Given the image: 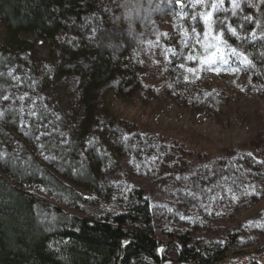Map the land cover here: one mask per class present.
<instances>
[{
  "label": "trees",
  "instance_id": "16d2710c",
  "mask_svg": "<svg viewBox=\"0 0 264 264\" xmlns=\"http://www.w3.org/2000/svg\"><path fill=\"white\" fill-rule=\"evenodd\" d=\"M113 1L0 0V95L9 100L0 101V264H221L240 240L239 233L227 230L219 244L197 248L193 212L184 221L189 224L182 220L184 225L177 228L175 221L163 227V237L169 240L164 246L148 192L139 183L114 177L124 169L148 178L190 207L197 188L193 180L218 177L216 194L206 197L203 210L214 198L222 204H247L251 199L240 191L246 185L257 188L264 180V148L254 146L261 152L259 160L253 156L260 167L256 180L241 176L246 164L236 153L198 160L186 169V163L178 164L172 142L116 114L108 92L130 100L143 88L141 62L147 57L142 46L147 39L150 47L160 44L163 58L178 75H163L165 83L147 91L204 106L213 96L197 90L184 70V65L200 68L198 61L186 57L202 53L190 27L205 31L202 20L191 19L205 9L188 7V0H183V13L175 0H163L161 6L148 3L171 18L173 31L160 32L153 23L148 26L142 14L137 16V7L146 8L150 0ZM224 8L219 19L236 28L241 39L224 29L228 62L213 69L238 72L244 83L264 94V3L241 0L236 15L230 0ZM147 29L152 32L142 38ZM231 48L243 52L251 66L232 57ZM46 90L57 94L40 98ZM183 187L178 197L175 192ZM95 201L111 209L84 210ZM172 248L175 257L168 259L165 252ZM246 264L259 262L250 257Z\"/></svg>",
  "mask_w": 264,
  "mask_h": 264
},
{
  "label": "rangeland",
  "instance_id": "374dc122",
  "mask_svg": "<svg viewBox=\"0 0 264 264\" xmlns=\"http://www.w3.org/2000/svg\"><path fill=\"white\" fill-rule=\"evenodd\" d=\"M149 3L152 4L153 1ZM137 14V16L142 14L145 21H149L146 22L148 26L153 23L160 32L173 31L171 18L163 11L157 10L153 14L151 13L153 20L148 10L140 14L137 12ZM137 18L140 22L143 17ZM148 26L145 25L146 28ZM152 29L142 32L141 37H148ZM155 32L157 30L154 29L153 34ZM1 34L2 29L0 28V36ZM147 41L149 39L143 41L146 42V45L142 46V53L147 57V60L144 59L145 61L141 62L140 77L143 88L130 100L120 99L109 91L108 97L112 110L125 119L134 120L135 123L160 133L166 141L172 142L179 155L178 164L186 163V169H191L188 165H194L193 163L198 160L203 161L211 157H224V155L236 153L240 156V160L244 161V164L249 165L243 166L246 174H241V176H252L256 180L260 167L254 157L259 160L261 152L254 149V146L264 148L263 91H256L253 86L244 83L238 72H233L231 75L204 68L192 74L186 69L198 68V65H184L186 62L182 61L184 70L195 84L196 89L208 92L213 96L209 104L207 106L191 104L182 97L175 100L168 93L155 96L147 90L150 88L154 91L157 89L156 85L164 84L163 75L169 74L172 78H177L178 75L172 72L174 68L171 70L166 59L163 58V48L161 50L160 44L150 47ZM6 72L11 73V70ZM137 74L139 75L138 72ZM184 80H187L186 77L182 78L183 82ZM158 82L160 83L158 84ZM71 83L73 84L74 81ZM46 91L48 92L43 93L42 96L39 95V97L43 98L45 94H57L51 90ZM3 97L0 95V101L7 104L9 100H4ZM1 106L3 108V104ZM250 164L255 166L250 168ZM114 177L122 181H129V184L139 183L148 192L152 200L157 231L160 232V239L164 240V246L169 240L163 237L161 232L165 230L163 227H172L174 221L176 228L184 225V221L190 217L189 214L192 215L194 212L192 216L197 220L194 228L197 248L217 245L224 240L227 230H234L239 233L240 240L229 248L222 264H246L250 257H256L260 264H264V180L257 183V188H254L253 185H246L245 190L240 191L241 195L246 194L251 199V202H247V204L243 200H239L238 203L233 201L222 204L214 198L210 203V208L203 210L202 207L209 202L206 197L216 194L218 177L210 180V176L207 178L205 175H201L193 180L197 184V188H194V202L189 204L191 207L185 204L182 199H177L168 191H163L162 187H158L148 178L130 175L124 169L115 171ZM213 184L217 186H213ZM240 185L242 186L241 183ZM184 191V187L181 190L178 188V192L175 193L180 197L178 193ZM235 192L237 193V191ZM229 193L232 191L229 190ZM225 204L227 207L222 210ZM105 206L104 203L95 201V203L84 206V210L91 213H103L111 209V206L107 209ZM42 216L45 220L50 219L47 215ZM182 220L184 223H181ZM165 255L168 259L174 258V248L167 250Z\"/></svg>",
  "mask_w": 264,
  "mask_h": 264
},
{
  "label": "snow or ice",
  "instance_id": "6c2138e0",
  "mask_svg": "<svg viewBox=\"0 0 264 264\" xmlns=\"http://www.w3.org/2000/svg\"><path fill=\"white\" fill-rule=\"evenodd\" d=\"M169 2H173V0H169ZM264 3V0H261ZM232 14L236 15V10L240 8L241 0H230ZM175 4L178 5L181 9V13H183V9L185 4L183 0H175ZM225 0H188L187 6L196 8V6H201L204 11H197L191 15L192 20H196L199 18L203 21L205 26V31L201 33H197L196 26L193 25L190 27L191 33H196V43L199 44L202 48V53L197 55H188L186 59L197 62L200 65V68H187L186 70L189 73L195 74L198 70H203L205 67L209 70H215L219 73L220 68L216 67L213 69L214 65H218L221 63L226 64L228 62V45L227 41L224 38V29H227L228 32L231 33L233 37L237 39H241L238 35L236 28L232 27L230 24L227 23L226 20L219 19L218 13L226 12L227 9L224 8ZM249 7H256L255 4L248 3ZM246 21L251 22L252 18L249 16L245 17ZM257 27L260 26V21H256ZM217 26V27H214ZM216 33L213 35V33ZM253 37L256 36L255 32L251 34ZM201 36L203 37V42H201ZM185 47H188L186 44ZM175 55L176 53H172ZM230 54L232 57H235L237 60L240 61L241 64L246 66H251V61L248 57L241 51H238L236 48L230 49ZM183 67V65H181ZM239 69H237L238 71ZM4 100H8L7 96L3 97ZM23 99V98H21ZM4 114L0 112V117ZM3 154H0V159H3Z\"/></svg>",
  "mask_w": 264,
  "mask_h": 264
},
{
  "label": "bare ground",
  "instance_id": "6f19581e",
  "mask_svg": "<svg viewBox=\"0 0 264 264\" xmlns=\"http://www.w3.org/2000/svg\"><path fill=\"white\" fill-rule=\"evenodd\" d=\"M150 1H148L147 2V4L145 5L146 6V8H144L143 9V5L140 7V6H138L137 7V12L138 13H142L143 11H145L146 12V10L148 9V12H149V14L151 15V13L153 14L155 11L153 10V7L151 6V5H149L150 3H149ZM149 3V4H148ZM153 3L155 4V5H157V6H161L162 4H164V1L163 0H154L153 1ZM144 6V7H145ZM153 16L151 15V18H152ZM152 20H153V18H152ZM127 30L129 31V32H131V33H133L134 32V29L132 28V27H130V26H128L127 27ZM225 207H227V204H225L224 206H223V208H222V210L223 209H225ZM257 260H258V262H259V264H260V261H259V259L257 258ZM222 264V263H221Z\"/></svg>",
  "mask_w": 264,
  "mask_h": 264
}]
</instances>
